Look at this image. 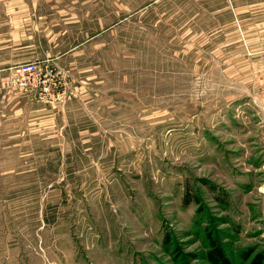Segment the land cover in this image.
Returning <instances> with one entry per match:
<instances>
[{
	"label": "rangeland",
	"instance_id": "obj_1",
	"mask_svg": "<svg viewBox=\"0 0 264 264\" xmlns=\"http://www.w3.org/2000/svg\"><path fill=\"white\" fill-rule=\"evenodd\" d=\"M263 51L264 0H0V264H264Z\"/></svg>",
	"mask_w": 264,
	"mask_h": 264
},
{
	"label": "built area",
	"instance_id": "obj_2",
	"mask_svg": "<svg viewBox=\"0 0 264 264\" xmlns=\"http://www.w3.org/2000/svg\"><path fill=\"white\" fill-rule=\"evenodd\" d=\"M259 70L264 78V51L261 52ZM47 72V71H46ZM39 72V66L34 62H25L16 66L14 81L24 91H34L40 101L52 102L57 100L63 92L59 90L60 79L51 74Z\"/></svg>",
	"mask_w": 264,
	"mask_h": 264
},
{
	"label": "trees",
	"instance_id": "obj_3",
	"mask_svg": "<svg viewBox=\"0 0 264 264\" xmlns=\"http://www.w3.org/2000/svg\"><path fill=\"white\" fill-rule=\"evenodd\" d=\"M191 201L190 195L185 194L184 202L188 204ZM224 201V200H222ZM209 245L207 249L200 254V256H194L203 260L204 264H232L230 258L227 256L224 247L214 237L208 234ZM178 264H189L187 261H182ZM197 264V263H192Z\"/></svg>",
	"mask_w": 264,
	"mask_h": 264
}]
</instances>
